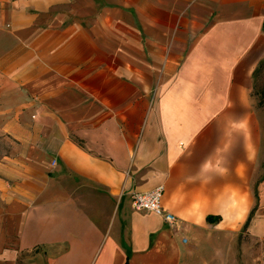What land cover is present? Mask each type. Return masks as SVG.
I'll return each mask as SVG.
<instances>
[{
	"label": "crops",
	"instance_id": "crops-1",
	"mask_svg": "<svg viewBox=\"0 0 264 264\" xmlns=\"http://www.w3.org/2000/svg\"><path fill=\"white\" fill-rule=\"evenodd\" d=\"M262 86L264 0H0V264L264 243ZM158 187L175 227L132 207Z\"/></svg>",
	"mask_w": 264,
	"mask_h": 264
},
{
	"label": "rangeland",
	"instance_id": "rangeland-1",
	"mask_svg": "<svg viewBox=\"0 0 264 264\" xmlns=\"http://www.w3.org/2000/svg\"><path fill=\"white\" fill-rule=\"evenodd\" d=\"M264 110V109H263ZM12 144L5 138L0 137V161L4 156L12 153ZM224 238L231 241V246L226 249L220 264H264V243L252 239L244 227L235 235H227ZM212 258H209V260ZM214 260V259H213ZM207 264H219L211 262Z\"/></svg>",
	"mask_w": 264,
	"mask_h": 264
},
{
	"label": "built area",
	"instance_id": "built-area-1",
	"mask_svg": "<svg viewBox=\"0 0 264 264\" xmlns=\"http://www.w3.org/2000/svg\"><path fill=\"white\" fill-rule=\"evenodd\" d=\"M163 187L147 193L133 192L131 196L132 207L137 211L151 212L159 215L171 227L179 224V218L167 211L163 206ZM187 242V239H183Z\"/></svg>",
	"mask_w": 264,
	"mask_h": 264
},
{
	"label": "trees",
	"instance_id": "trees-1",
	"mask_svg": "<svg viewBox=\"0 0 264 264\" xmlns=\"http://www.w3.org/2000/svg\"><path fill=\"white\" fill-rule=\"evenodd\" d=\"M257 94L259 96L258 107L264 109V86L259 88V91L257 92ZM250 218H251V216H249V219H248V221L245 224V228L248 226ZM207 220L209 222H217V221L220 220V217L219 216H208Z\"/></svg>",
	"mask_w": 264,
	"mask_h": 264
}]
</instances>
